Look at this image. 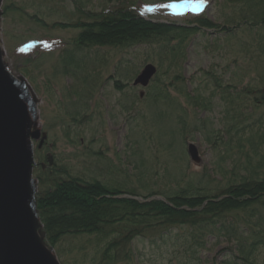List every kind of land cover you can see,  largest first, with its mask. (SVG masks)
<instances>
[{
    "label": "rangeland",
    "instance_id": "rangeland-1",
    "mask_svg": "<svg viewBox=\"0 0 264 264\" xmlns=\"http://www.w3.org/2000/svg\"><path fill=\"white\" fill-rule=\"evenodd\" d=\"M179 1L187 6L175 10L178 14L165 7ZM190 1L3 0L0 6L3 61L16 77L28 83L38 108L35 128L41 129L46 142L35 151L38 166L44 168L46 164H56L65 178L83 177L106 185H119L122 194L113 195V198L130 197L140 203L156 199L172 206L167 195L179 190L182 195L183 189L191 185H196V190L205 188L213 196L212 201L229 198L226 190L230 183L241 181L250 161L244 154H237L238 149L228 136L237 134L231 129L238 127L242 132L247 129L245 134L238 133L240 136L257 137L264 133V126L261 130L255 128L257 123L264 124V97L259 95L264 83L233 79L234 75L249 78L255 74L249 68L251 51H241L236 39L227 38L220 29L233 26L231 16L235 5L240 12L254 3H260L262 8L264 0H250L249 3L204 0V10L201 11L192 9ZM121 2L153 22L186 25V20L203 13L215 27L186 36L182 44L179 43L181 37L171 34L167 40L155 39L128 48L109 44L74 46V39L82 30L75 23L89 24V12H107ZM149 8L155 10L148 11ZM255 30L259 36L264 35V29L256 27ZM251 37H255V31L241 30L237 39L249 43ZM177 45L181 50L172 51ZM64 49L68 51L71 67L72 58L80 65L79 69L73 66L75 70L70 72L76 74L77 70L85 73L87 78L89 75L85 83L81 82V77L65 74L68 67L62 63L66 56L63 55ZM173 53L178 54L176 59ZM28 57L32 59L30 63L26 61ZM232 62H236L235 66ZM147 63L156 67L149 84L144 87L132 85L135 76ZM88 66H95L94 71L89 72ZM211 68L217 69V76L231 86L229 91L242 94L231 103L233 105L219 100L216 95L217 102L213 101L209 110H205L186 98L184 90L191 92L195 79H201L194 74L200 69ZM239 68H244V72ZM231 78L232 82H229ZM115 79L126 86L117 88L113 84ZM155 86L165 88L163 97L154 99L151 96V92L157 91ZM75 89L80 90V96L74 94ZM258 97L262 99L256 102ZM232 117H235L234 122ZM251 125L253 130H249ZM190 142L199 151L200 167L190 162L187 153ZM251 156V162L258 161L256 155ZM49 157L53 163H48ZM261 175H264V166ZM38 182L34 177V196ZM127 190L141 195L155 193L144 199L140 195H128ZM220 190L222 194H219ZM174 196L175 193L171 195ZM248 198L243 197L245 201ZM262 204L264 199L257 204L264 213ZM253 206L256 205L250 207ZM190 225L182 222L161 234L164 225L145 224L144 237L126 244L131 248L132 263L235 264L240 254L243 256L248 252L246 246L242 248L244 243L248 244L258 235V230L252 226L249 231L239 232L241 242L233 236L234 241L233 238L230 241L219 236L216 230L210 233L208 230L203 236L201 228L192 230ZM78 238L73 240L75 245L68 241L63 248L49 247L61 264H95L93 257L99 251L102 239L86 235ZM263 251H260L261 257Z\"/></svg>",
    "mask_w": 264,
    "mask_h": 264
},
{
    "label": "trees",
    "instance_id": "trees-1",
    "mask_svg": "<svg viewBox=\"0 0 264 264\" xmlns=\"http://www.w3.org/2000/svg\"><path fill=\"white\" fill-rule=\"evenodd\" d=\"M225 1L250 2V0ZM123 3L121 2L119 6L107 12H89L91 19L89 24L75 23L77 24L76 27H82V30L74 39V46L75 44L81 46L109 44L128 48L142 43H150L155 39L156 41L167 40L172 37L171 34H177L181 37L179 43L182 44L186 36L196 34L201 29L215 27L212 20L203 13L193 16L191 20H186V25L175 26L173 23L153 22L149 18L141 17L136 11ZM237 8L238 6L235 5L231 16L233 26L227 25L220 30L227 34V38L236 39L241 51H251L249 68L256 75L253 74L249 78L245 75H234L233 79H238L239 82L248 79V83L251 80L254 83H264V35L259 36L255 30L256 27L264 29V6L261 8L260 3H254L252 7L250 6L244 11L239 9L240 12L237 11ZM75 24L73 23L72 26H75ZM241 30H253L255 31V37H251L249 43L237 39ZM176 49L181 50V46L177 45L171 50L176 51ZM160 53H162V50ZM67 54V49H64L63 55L66 56L64 59L62 58V63H64V67H68L65 68V74L71 73V69L75 70L73 66L76 69H79L80 66L76 64L78 61L72 58L71 64L73 66L71 67ZM177 57L178 54L173 53V58L176 59ZM26 61L30 63L32 61L31 57H28ZM234 63L236 64V62H232L235 66ZM92 66H88L89 72L94 71L95 66ZM239 69L242 70V73L244 72V68ZM216 70L212 68L200 69L194 76L199 75L201 79H195L192 91L184 90L186 98L190 99L194 105L200 106L201 109L209 110L213 101L217 102L216 95L219 100L226 104L227 102L231 104L235 99L242 97V94L237 91H229L231 86L224 84L225 79L217 76ZM22 72L26 73L25 70H22ZM74 75L77 78L81 77L83 83L89 78V75L87 78L85 73H79L77 70ZM228 81L232 82V78ZM113 84L117 88L126 86V83H122L117 79L113 81ZM260 87L261 92L259 95L263 98L264 84ZM155 89L157 91L151 92V96L154 99L163 97L165 88L155 86ZM74 94L80 96V90L75 89ZM261 97H258L256 102H259L262 99ZM234 120L235 117H232L231 121L234 122ZM261 126H264V124L257 123L255 128L258 129L256 130H261ZM231 130L237 134L229 132L231 133L228 136L229 141L232 145H236L237 154H244L250 162L246 167V170L248 169L246 174L241 176V181L230 183L226 190V193L230 196L226 200L212 201L213 196L208 194L205 188L196 190V185H193L195 188L191 185L183 189L182 195L181 190L177 193L172 191L167 195L172 206L156 199L140 203L137 199L130 197L113 198V195L122 194L120 191L122 187L119 185H106L99 180H86L83 177L73 176L71 178L66 176L65 178L63 171L57 170L56 164L52 166L46 164L44 168L38 166L33 172L35 178L39 180L35 201L37 216L40 220L39 229L45 243L56 249L63 248L68 241L75 245L73 240L79 239L78 237L95 236L97 240L102 239V242L98 245L99 251H96L93 257L95 264H118L120 262L133 264L131 256H129L131 254L130 245L127 247L126 244L131 243L135 238L144 237L142 231L145 224L158 223L161 226L164 225L160 229L162 234L163 230L178 227L182 222H189L192 230H196L197 227L201 228L203 236L208 230L209 233L216 230L219 236H223L230 241L235 237L238 242H241L239 232L249 231L253 226L258 230V235H255V239H252L248 244L244 243L242 248L246 246L248 252L243 256L240 254L238 256L239 260L235 264H264V259L259 261V259L264 258V256L261 257L262 254L260 253L264 248V213L257 206L264 199V175H261V169L264 166V133L261 136L248 137L238 135V133L245 134L247 129L244 132L239 127ZM249 130H253V125L250 126ZM245 147L248 149L245 150ZM251 154L256 155L257 162H251L253 158ZM37 156L41 157L38 152ZM219 192V194H222L221 190ZM125 193L134 196L140 195V197L147 199L155 192H147L141 195L127 190ZM174 193L175 196L171 197ZM243 197L249 198L245 201ZM254 202L256 203L251 204ZM251 205L257 207H250ZM179 206H186V208H178ZM262 206L264 207V204ZM207 221H209V225H207ZM241 226L243 230H241ZM227 235L230 236L227 237Z\"/></svg>",
    "mask_w": 264,
    "mask_h": 264
},
{
    "label": "water",
    "instance_id": "water-1",
    "mask_svg": "<svg viewBox=\"0 0 264 264\" xmlns=\"http://www.w3.org/2000/svg\"><path fill=\"white\" fill-rule=\"evenodd\" d=\"M155 72L152 63L145 64L132 84L146 86ZM37 112L27 82L6 66L0 45V264H61L38 229L33 141L40 146L44 139L40 129H34ZM198 152L188 143L187 153L196 167L202 166Z\"/></svg>",
    "mask_w": 264,
    "mask_h": 264
},
{
    "label": "snow or ice",
    "instance_id": "snow-or-ice-1",
    "mask_svg": "<svg viewBox=\"0 0 264 264\" xmlns=\"http://www.w3.org/2000/svg\"><path fill=\"white\" fill-rule=\"evenodd\" d=\"M204 2V0H200V3L202 4ZM187 5H182V4H179V3H170V4H167L165 5V7L167 8H171L174 10V13L173 14H178L177 12H175V10L179 9V8H182V7H185ZM194 7H199V5H195ZM148 11H154L155 9H152V8H149L147 9Z\"/></svg>",
    "mask_w": 264,
    "mask_h": 264
}]
</instances>
